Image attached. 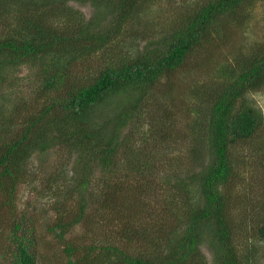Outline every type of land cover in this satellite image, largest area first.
<instances>
[{
  "label": "trees",
  "instance_id": "1",
  "mask_svg": "<svg viewBox=\"0 0 264 264\" xmlns=\"http://www.w3.org/2000/svg\"><path fill=\"white\" fill-rule=\"evenodd\" d=\"M155 1L0 0V252L12 264L47 257L18 191L32 157L57 147L79 168L46 181L57 264H209L204 247L212 264H250L247 235L264 241V114L248 99L264 87V47L221 63L207 48L252 0H206L158 44L140 34L125 49ZM22 67L35 94L8 109Z\"/></svg>",
  "mask_w": 264,
  "mask_h": 264
},
{
  "label": "rangeland",
  "instance_id": "2",
  "mask_svg": "<svg viewBox=\"0 0 264 264\" xmlns=\"http://www.w3.org/2000/svg\"><path fill=\"white\" fill-rule=\"evenodd\" d=\"M204 1L206 0H156L149 6V9L152 8L151 12H142L139 17L134 18L132 23L134 31L129 35L125 43V49L128 50L131 47L135 35L141 34L140 37H144V41L142 39L137 41V44L141 47L148 42L155 41L157 43L164 39L169 32L172 33L171 23L178 21L180 16ZM68 6L82 12L87 20L95 14V9L90 5H82L71 1L68 2ZM245 9L243 19H239L235 23L230 22L221 25L219 32L213 35L211 42L207 45L209 51L211 48L215 49L216 63L229 60L237 54H249L255 49L264 47V0H252ZM142 32L146 34V37L143 36ZM101 59L102 55L99 54L92 57L89 63L98 67ZM216 73L217 71L214 74L211 71L207 72L210 75L209 78H216ZM12 76H14L11 81L12 88L6 93L8 97L5 105L8 109L19 103L21 99H31L35 94V84L37 83L35 77L24 67L15 71ZM187 78L191 79L192 77L187 75ZM248 99L264 114V87L259 91L250 93ZM76 161L75 152L66 153L60 147L51 150L47 155L35 154L31 159L32 176L27 179L26 183L21 185L18 191V207L25 211L28 210L36 217L37 235L41 239H39L38 247L42 248L41 251H46L47 257L41 258L37 264H57L56 262H61L56 257L63 250L64 244L47 230L48 226L53 225L57 217L54 208L57 198L53 191L47 189L46 181L53 174L56 175V171L60 172L62 178L70 180L79 171V168H74ZM100 171L97 170L95 175H99ZM248 181H250L249 178ZM247 221L249 227H251L253 221ZM81 234L80 231H76L71 237L77 236L79 238ZM247 238L243 242V248L250 250L247 251L251 257L250 264H264V241L252 238L250 234L247 235ZM254 249H256L255 252ZM204 252L209 264H212L210 251L204 247ZM11 260L10 256H4L0 252V264H12Z\"/></svg>",
  "mask_w": 264,
  "mask_h": 264
}]
</instances>
